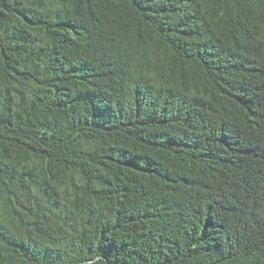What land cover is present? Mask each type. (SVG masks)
I'll return each instance as SVG.
<instances>
[{"label":"trees","instance_id":"1","mask_svg":"<svg viewBox=\"0 0 264 264\" xmlns=\"http://www.w3.org/2000/svg\"><path fill=\"white\" fill-rule=\"evenodd\" d=\"M0 264H264V0H0Z\"/></svg>","mask_w":264,"mask_h":264}]
</instances>
